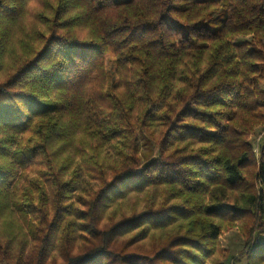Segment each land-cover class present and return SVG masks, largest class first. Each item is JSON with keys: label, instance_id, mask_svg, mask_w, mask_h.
I'll return each instance as SVG.
<instances>
[{"label": "trees", "instance_id": "obj_1", "mask_svg": "<svg viewBox=\"0 0 264 264\" xmlns=\"http://www.w3.org/2000/svg\"><path fill=\"white\" fill-rule=\"evenodd\" d=\"M263 85L264 0H0V264H264Z\"/></svg>", "mask_w": 264, "mask_h": 264}, {"label": "rangeland", "instance_id": "obj_2", "mask_svg": "<svg viewBox=\"0 0 264 264\" xmlns=\"http://www.w3.org/2000/svg\"><path fill=\"white\" fill-rule=\"evenodd\" d=\"M219 24L220 22L215 21V20H211L209 22V26L211 28H217ZM179 29H181V27H179ZM106 63H107L108 69H111L113 67V61L109 54L106 55ZM263 88H264V85H263ZM142 138L143 140H145L144 137ZM262 139H264V126L259 127L251 135L252 143H259L260 141H262ZM142 149L146 151V154L152 151V147L147 145L145 141L142 143ZM219 240L221 242V245L224 248L228 249L232 254H236L242 246V239L236 229L228 230L227 232H225L224 234L220 236Z\"/></svg>", "mask_w": 264, "mask_h": 264}]
</instances>
